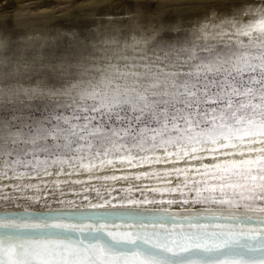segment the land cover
Wrapping results in <instances>:
<instances>
[{"label":"snow or ice","instance_id":"snow-or-ice-1","mask_svg":"<svg viewBox=\"0 0 264 264\" xmlns=\"http://www.w3.org/2000/svg\"><path fill=\"white\" fill-rule=\"evenodd\" d=\"M258 3L101 57L0 49V264H264Z\"/></svg>","mask_w":264,"mask_h":264},{"label":"rangeland","instance_id":"rangeland-1","mask_svg":"<svg viewBox=\"0 0 264 264\" xmlns=\"http://www.w3.org/2000/svg\"><path fill=\"white\" fill-rule=\"evenodd\" d=\"M237 4L260 6L258 0H0V49L101 57L104 49L130 42L133 32L155 33L165 41L191 39L190 26L234 11ZM110 37L119 44L106 42ZM60 78L61 73L50 76Z\"/></svg>","mask_w":264,"mask_h":264},{"label":"bare ground","instance_id":"bare-ground-1","mask_svg":"<svg viewBox=\"0 0 264 264\" xmlns=\"http://www.w3.org/2000/svg\"><path fill=\"white\" fill-rule=\"evenodd\" d=\"M27 1H30V0H27Z\"/></svg>","mask_w":264,"mask_h":264}]
</instances>
